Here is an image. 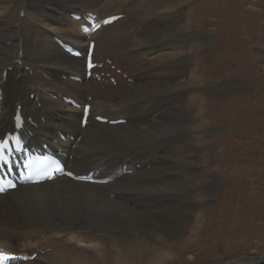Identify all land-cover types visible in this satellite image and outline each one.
Wrapping results in <instances>:
<instances>
[{
  "label": "bare ground",
  "instance_id": "bare-ground-1",
  "mask_svg": "<svg viewBox=\"0 0 264 264\" xmlns=\"http://www.w3.org/2000/svg\"><path fill=\"white\" fill-rule=\"evenodd\" d=\"M115 1L51 0L49 4H41L36 0H0V137L12 128L16 108L21 105L29 119L26 126L32 131L31 144H48L54 150H63L67 166L77 175L93 171L99 178L112 177V182L105 185L62 177L0 195V248L6 252L16 253L11 242L19 236L26 241L23 245L26 252L39 251L37 259L45 264H55L60 258L61 264H81L83 260H70L75 257L68 256L61 248L81 245L96 253L89 264H112L113 256L110 258L108 249L126 244L128 227H155L158 223L143 212L160 213L169 206L170 200L177 198L173 178L169 184L168 179L162 178L180 169L183 173L178 176L190 190L191 178L203 176L190 170L192 161L187 156L189 151L193 153L192 148L198 149L197 143L202 140V137L199 140V131L205 128L195 126L194 107L184 99L186 105L183 98L189 96L190 88L207 90L205 71L201 67L193 70L196 65L190 52L193 48L207 49L209 34L201 30L193 34L186 32L194 22L192 18L183 26L190 11L187 3ZM138 2L141 11L137 8ZM115 3L119 6L115 7ZM104 5H108L105 11L101 10ZM135 10L139 11L137 15L131 13ZM84 12H96L100 18L125 14L124 19L93 36L95 59L100 62L110 59L116 66L114 72L111 66L104 69L113 73L116 85L107 77L101 82L87 80L85 61L71 58L56 41L62 39L87 48L88 38L79 30L83 21L71 18L73 13ZM119 37L128 42L129 52L115 48ZM259 48L264 51L263 46ZM191 68L188 79L183 81ZM117 70L122 73L118 74ZM73 76L82 77V82L73 81ZM240 87L229 90V94L240 93L245 88ZM215 92L220 97L227 94L222 89ZM65 97L84 103L92 97L90 123L86 128L81 126L83 111L66 103ZM202 113V118H207ZM96 115L111 121L124 119L126 123L99 124L94 121ZM192 134H197L196 145ZM181 135L187 136V144L181 147L182 155L177 153ZM153 186L157 188L154 193L146 190ZM191 192L186 193L188 199ZM177 230L186 232L181 237L182 244L192 240L191 231H186V227ZM111 235L120 239L116 241ZM116 251L121 254L124 250L117 246ZM23 252L19 254L26 257L34 253ZM164 252L148 263L141 255L129 260L121 256L118 264H168L174 256L180 257L177 251ZM228 264H264V256Z\"/></svg>",
  "mask_w": 264,
  "mask_h": 264
},
{
  "label": "rangeland",
  "instance_id": "rangeland-1",
  "mask_svg": "<svg viewBox=\"0 0 264 264\" xmlns=\"http://www.w3.org/2000/svg\"><path fill=\"white\" fill-rule=\"evenodd\" d=\"M36 1L41 4L51 2ZM177 2L187 3L186 6L190 8L188 18L183 20L182 25L185 26L192 18L194 21L186 32L193 34L201 30L209 34L207 49L203 51L202 48H193L190 52L192 62L196 65L193 67L192 64L193 70L201 67L205 71L207 90L190 88L189 100L187 96V99L183 98L186 105L189 101L188 105L194 107L195 126L205 128L204 131H199L203 135H199V140L201 137L202 140L197 143L198 149L192 148L193 153L189 151V155L187 154L193 162L190 170L203 176L198 178L194 175L191 178L190 190L182 177L178 176L183 173L180 169H177L178 173L169 172L168 177L162 178L168 179L167 184L173 178L172 187L177 191V198L170 200L167 203L169 206L160 213L152 210L143 212L158 223L155 227H128L126 244L117 245L124 250L123 253L116 251L117 246L108 249L110 258L113 256L112 264H118L121 256L129 260L139 255L148 263L164 251H177L181 257L174 256L168 264H228L242 258L264 256V51L259 48L264 47V0ZM137 5L141 11L139 2ZM114 6L118 7L119 4L115 3ZM107 9L108 5H104L101 10ZM138 12L135 10L131 13L137 15ZM114 46L120 52L130 51L128 42L122 37L117 39ZM191 70L192 68L188 70L183 81L188 79ZM198 78L201 79V76ZM236 85L245 88L240 93L229 94V90L238 89ZM214 87L215 91L222 89V93L227 94L220 97ZM202 111L207 118H202ZM186 137L181 135L179 138L177 153L181 152V155V147L187 144ZM192 137V142L195 143L197 134H192ZM156 189L153 186L146 190L154 193ZM189 191H192V196L188 199L186 193ZM193 203L197 206L193 207ZM184 227L192 235V240L186 244L181 242V237L186 232H177V228L182 230ZM94 237L97 238L98 235L95 234ZM110 237H114L116 241L120 239L115 235ZM11 243L16 252L25 250L23 245L26 241L20 240L19 236H15ZM111 245L113 246L112 243ZM173 247L174 250H171ZM61 248L68 256L75 257L70 259L73 261L80 258L84 262L86 260L85 264H89L96 257L95 251L87 246ZM33 251L34 249H30L27 253L31 254ZM45 263L47 262L35 259L26 264ZM55 264H61V258Z\"/></svg>",
  "mask_w": 264,
  "mask_h": 264
},
{
  "label": "snow or ice",
  "instance_id": "snow-or-ice-1",
  "mask_svg": "<svg viewBox=\"0 0 264 264\" xmlns=\"http://www.w3.org/2000/svg\"><path fill=\"white\" fill-rule=\"evenodd\" d=\"M107 22V21H106ZM87 31V29H84ZM91 63L89 62V67H91ZM87 111V109H85ZM16 127H21L20 117L16 116ZM10 140L12 143L10 144ZM21 150V140L19 137H8V138H0V162H2L4 165H7L9 162V156L13 151H20ZM59 170V168H57ZM14 187V185H12ZM4 189L0 187V192H2Z\"/></svg>",
  "mask_w": 264,
  "mask_h": 264
}]
</instances>
